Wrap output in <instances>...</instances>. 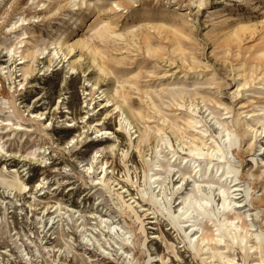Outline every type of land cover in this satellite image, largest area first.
<instances>
[{
  "label": "rangeland",
  "instance_id": "rangeland-1",
  "mask_svg": "<svg viewBox=\"0 0 264 264\" xmlns=\"http://www.w3.org/2000/svg\"><path fill=\"white\" fill-rule=\"evenodd\" d=\"M17 2L0 0V130H9L0 134L5 149L0 175L15 173L26 187L19 192L0 184V264H230L209 257V247L233 264H264V242L260 256L251 247L259 242L255 234L264 233V131L257 126L254 138L243 127L248 112L261 113L264 107V0ZM105 24L100 39L95 32ZM59 41L64 52L72 48L65 61L52 56ZM21 52L30 53L23 64ZM20 67L33 71L24 79ZM117 100L122 115L114 109ZM216 117L236 134L227 149ZM186 118L224 152L222 162L207 156L198 160L200 166L232 170L240 189L235 200L245 205L237 210L248 214L243 241L221 228L222 212L211 221L204 217L208 234L223 242H211L199 255L152 197L158 192L148 177L158 135L152 132L136 147L144 126L159 128L171 145L165 146L167 153L191 158L188 146L198 134ZM6 119L32 130H15L3 124ZM97 121L105 134L94 132ZM10 152L18 154L10 157ZM95 152L100 156L94 161ZM101 162H106L104 175L127 193L96 182L103 176ZM178 176L170 175L166 191L173 210L185 195L177 193ZM190 188L188 183L186 191ZM128 193L155 218L146 211L133 213ZM220 204L215 192L211 210ZM102 220L129 231L130 241L112 232L111 238L101 235L108 232Z\"/></svg>",
  "mask_w": 264,
  "mask_h": 264
},
{
  "label": "bare ground",
  "instance_id": "bare-ground-1",
  "mask_svg": "<svg viewBox=\"0 0 264 264\" xmlns=\"http://www.w3.org/2000/svg\"><path fill=\"white\" fill-rule=\"evenodd\" d=\"M20 1L21 0H18L17 3H19ZM83 4L85 3L80 2L78 5H83ZM114 5L115 7L117 6L115 2ZM87 6L89 5H86V7ZM105 26L107 25L105 24L104 27H101V29H98L95 32L96 36L100 39L103 38L104 36L103 33L106 31ZM23 47H26V45H23ZM65 50L66 51L64 52L63 43L59 41L58 43H56V46L54 47L52 56L60 57V55H62V58L65 61V58H67L68 56L70 57L69 54L71 53L72 48L70 46H66ZM11 52L12 51H9V55L12 54ZM29 55L30 53L21 52L20 59L22 60L19 63L22 64L25 63ZM51 60L52 58L48 59L49 62H51ZM5 68H7V70L4 71V73H9L10 72L9 66L2 67V69ZM20 69L22 71L21 75L24 77V79H26L27 76L31 75L33 71L32 67H20ZM259 77H263V76L260 75ZM251 78L254 79L253 76H251ZM111 100H114V98L112 97ZM121 103H122L121 101L117 100L115 102L114 109L117 112H119V114L122 115L124 111L122 109ZM259 111L261 113L248 112L247 114H251L249 116L250 121L249 122L244 121L243 123V127L246 129L248 133L250 132L254 133V138L257 133V126H260L261 131H264V107H261ZM36 116L37 114L33 115V117ZM122 120L125 123L126 127L130 126V121L127 118V116L125 115L122 116ZM195 123L197 122L193 119L190 118L185 119V124H187L188 127H193L194 130H197L196 133L198 134V136L192 135L193 139L192 141H190L191 145L188 146V151L190 153L191 158H184L182 156H179L177 155L176 151L173 150L167 153L165 151V146L170 147L171 145L170 142L167 139H165L164 136H162V132L159 128L153 130L148 126H144L143 130L140 132L139 140L136 147L140 146L141 143L148 142L150 139V134L152 132L158 135V141L160 144L157 146L158 149L155 148V154L157 158L156 161L152 163V168L150 169L152 173H150L148 177L151 186L154 188V191L158 192V194L156 193L154 194V192L152 191V197L154 198V201L157 204V206L166 211L173 225L176 226L179 229V231H181L184 234L187 240L188 248H190V250L193 251L196 255H199V252L205 248H208L206 246L211 245V242H215V243L223 242L222 238L219 237L216 233L212 232V235L208 234V231L204 227L205 225L203 222L204 217L206 218L207 221H211V217L215 216V212H222L224 218L221 224V228L223 227L224 231L231 236L232 240L239 239L240 241H243L247 239V236L244 232H246V228L248 227L246 223V221H248L247 218L248 214L237 210L244 207L245 205L235 200L236 199L235 192L239 191L240 189L238 183L235 182L237 178L233 179L235 175L233 174L232 170H228L227 167H223V165H220L219 167L220 172L218 173L219 170L218 168L214 169V171L212 172L213 166L212 167H209L207 165H203L202 167L200 166L198 160L204 159L207 156L214 157L215 159H217L218 162H222V159L225 158V156L220 146L214 140L207 142V139H205L206 130L205 131L202 130L201 128H199V126H193ZM3 124L13 126V129L18 131L32 130L31 128L22 127V125L18 123H11L8 119H6V121H4ZM93 124H94L93 129L96 134L100 133V135H102L106 133L105 131H102V129H97L101 125L100 122L97 121ZM215 124L220 126L219 133L223 131L225 132L226 138L225 141L224 140L222 141V143L225 145V148L227 149L229 145H233L235 143V140H237L236 134H234V130H232V126L229 125L227 121H221L216 117ZM174 129L177 132L184 134L179 127H175ZM8 131H9L8 129L0 130V134L7 133ZM10 138L12 137L6 138L5 141L9 140ZM2 143L3 142L1 141L0 138V151L5 150ZM76 146L77 148L75 150L78 149L79 145ZM113 146L115 147L116 145L113 144L111 148ZM180 149L183 150L182 147H180ZM15 154L17 155L18 153L17 152L8 153L10 157H12ZM168 154L171 155L168 156ZM99 156L100 155H98L95 152L94 155L92 156V160L95 161L96 157ZM147 160L151 161L149 158ZM175 161H177V164L175 163ZM105 164L106 162L105 163L101 162L100 168L103 171V176L101 178H98L96 182H99L103 186H109L113 190H120L122 193L124 192L127 193L128 191L124 188V186H121L119 182L112 180L111 177H107L104 175L106 174V169H107ZM85 170L87 174L90 175L93 171L92 163H90L87 167H85ZM173 172L179 175L178 177H180V181H181L180 185L176 187L178 189L177 193L181 191L180 193L184 192L185 194V195H181L180 197L181 200L179 203L180 206H178L176 210H173L169 205L168 195L166 193V191L169 189L168 184L171 183L169 181L170 175ZM188 183L189 185L191 183V188L189 189V191H186V186L188 185ZM0 184L7 186L8 188L11 189H16L19 192L24 191L26 187L25 184L19 179L18 175L15 173L11 174L10 178L3 177L0 175ZM141 191L142 193L146 194L144 188ZM215 192L217 193L218 196H220L221 204H220V208H215V210H211L212 203H214ZM245 194H246L245 196L246 198L250 197L249 189L245 192ZM130 195L131 194L129 193L127 194V196L129 197L126 200L129 202L128 207L131 209L133 213L136 214L137 212L146 211L147 214H152L150 218L152 219L155 218L154 212H150L149 208L140 204L135 197H132ZM48 215L49 213L46 214V216ZM51 218L49 219L51 220ZM155 222L156 220L154 219V220H149L147 223L151 224ZM99 223L104 224V227L108 229L107 230L108 232L106 233L102 232L101 235L109 236L108 238H111L110 232H112L113 235L122 236L123 237L122 241L124 242L130 241V237L132 235H130L129 231H125L124 229H122L121 226H118L119 229L117 231L114 227L115 225L111 226V224L106 223V220H102ZM151 229H154V227H151ZM216 230L218 232L220 231V229H216ZM83 238L87 242L91 241L88 237H86L85 234ZM254 238L256 240H259V242L258 244H252L251 247L255 246L256 249H259V256H260L261 246L264 242V233L260 232L259 235L255 234ZM169 247L173 255L176 256L174 245L171 243ZM119 249L121 250L122 247L119 246ZM209 249L212 252V254L209 257L213 258L217 256L219 259L226 260L228 263L233 264L232 259L222 254V252H220L219 250H214L212 247H209ZM223 253H225V251ZM259 259H262V257H260ZM148 264H151V262H148ZM259 264H263V262L260 261Z\"/></svg>",
  "mask_w": 264,
  "mask_h": 264
}]
</instances>
